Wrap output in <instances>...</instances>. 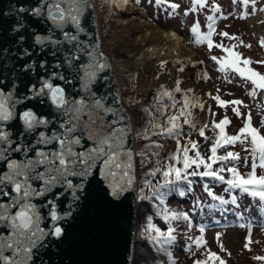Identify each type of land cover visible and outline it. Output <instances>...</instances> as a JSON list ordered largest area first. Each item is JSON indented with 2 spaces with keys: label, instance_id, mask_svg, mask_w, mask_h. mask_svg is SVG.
I'll use <instances>...</instances> for the list:
<instances>
[{
  "label": "snow or ice",
  "instance_id": "snow-or-ice-1",
  "mask_svg": "<svg viewBox=\"0 0 264 264\" xmlns=\"http://www.w3.org/2000/svg\"><path fill=\"white\" fill-rule=\"evenodd\" d=\"M122 2L127 3V0ZM166 2L167 0H155L158 6ZM234 2H240L247 8L250 0H234ZM251 4L255 12L256 0H251ZM194 5L193 11L195 8L205 7L206 0H194ZM169 6L179 8L175 3ZM86 7V0H41L33 8L16 9L17 12L26 13L28 16L41 17L51 24V34L47 36L34 34V42L45 54L48 48H51L54 57L63 54V65L75 70L76 78L81 81L80 91L85 95L69 97L61 83L54 84L52 79H45L41 71L48 73L49 68L54 67L56 71L48 74L55 81H66L65 75L61 72L63 65L59 58L53 65H49L47 60L41 58L37 71L39 83H31L28 88L31 97L25 95L23 99H37L40 103H44L46 99L52 106L53 115L51 117L37 115L31 108L22 111L19 119L23 123L24 132L32 135L33 140L20 143L5 130L7 122L16 117V105L19 100L11 91L5 92L0 88V162L4 165L3 170H0V226L6 229V232H0V264H30L34 254L39 247L44 246L45 241L61 240L65 236L62 222L74 218L75 208L81 207L82 201L88 199L86 193L90 194L89 188L92 183L98 181L103 185L101 193L105 198H119L135 183V157H145L141 159V164L147 162L145 152L135 153L129 146L125 117L120 114L119 108L113 106L119 103L118 99L110 102L106 97L97 95L91 88L98 74L108 65L104 62L103 53H94L91 47L80 39L79 33L83 32L81 17ZM212 10L218 12L219 7L213 5ZM259 10L264 11V8ZM244 15L246 17L247 12ZM215 20V15L207 16L206 35L201 33L197 21L191 29L196 36V44L207 41L210 49L214 46L212 36ZM68 25H71L75 31L65 30ZM23 28L24 25L20 22L16 28L19 32L18 41L25 40L21 31ZM57 30L61 33L62 40L55 37ZM221 35L229 36L226 32ZM260 44L264 46V39L260 40ZM65 46H67L66 50ZM215 47L222 48L227 53L221 58L212 57L219 64L220 72L226 73L231 70L242 79L250 81L254 86L250 92L252 97L257 96L258 89L264 90V74L250 67L252 63L250 59H242L239 53L233 51L235 46L226 47L218 44ZM30 49L31 45H27L19 50L21 56L27 58L20 65L26 75L30 73L35 63L32 61ZM81 56L87 57V60H81ZM164 63L162 62V66ZM258 63L264 64V61ZM174 91L182 94L179 82ZM165 97L170 104H165ZM212 98L218 101L220 107H227L228 104L237 106L233 111L238 117L242 116L239 111L242 101H224L218 95ZM178 103L180 107L176 110ZM190 104L191 101L186 95L182 101H177L172 91L165 90L159 93L157 100L159 120L154 123L150 121L153 129L151 135L174 139L177 148L166 159H157L155 167L146 173V177L155 178L157 174L162 177L156 185L152 184V179H145V188L152 190V197L149 199L155 198L162 205L166 190L170 191L180 183L187 184L191 190V185L194 183L191 177H199L226 184L227 192L239 189L264 201V175H257V168L264 169V134L252 125L250 113L236 135L226 133L225 126L231 123L227 116L215 123L214 128L219 130L218 136L211 144L210 155L206 156L199 150V144L191 139L186 144H181L184 135L183 125H192V122L185 118ZM199 107L203 108V105ZM169 108L176 111L168 114ZM214 115L216 114L213 113ZM182 118H184L183 124L180 122ZM155 119L153 117V120ZM140 135L150 141L146 148L152 145L162 146L157 141H151L147 131ZM199 135L205 140L208 139L203 128L200 129ZM237 142L245 145L244 150L251 156V171L243 175L236 166L240 158L238 153L227 151L226 154H218L219 149L229 145L234 146ZM249 144L250 148L247 147ZM17 153L22 156L13 155ZM152 155L158 157L159 153L153 152ZM244 159L247 166L248 156ZM216 163H219V167L214 168ZM225 172L230 173V178H225L223 175ZM204 187L213 199L219 200L222 204L228 202L216 196L207 184ZM145 188L140 190L141 199L145 198L143 195ZM180 194L185 195L183 191ZM43 209H47L46 215ZM46 217L51 221V225L47 228L41 226L45 223ZM164 218L169 219L167 210L164 211ZM181 218L185 221L189 220L187 214L172 212L171 219ZM205 230V225L200 224V233H204ZM155 231L158 235L150 238L161 247L175 240L172 227H168L166 232L158 228ZM220 235L217 234L218 240ZM191 239L192 237L189 236V240ZM203 239V236L195 239L197 248L202 246ZM251 242L249 234L245 245L249 250ZM221 248L223 250V245ZM188 250H192L191 244L188 245ZM205 256V259H198L194 264H217V262L226 264L215 252L207 251ZM254 259L264 264V256H256Z\"/></svg>",
  "mask_w": 264,
  "mask_h": 264
},
{
  "label": "rangeland",
  "instance_id": "rangeland-1",
  "mask_svg": "<svg viewBox=\"0 0 264 264\" xmlns=\"http://www.w3.org/2000/svg\"><path fill=\"white\" fill-rule=\"evenodd\" d=\"M92 1L98 14L100 41L104 51L126 63L121 69L114 66L113 71H117L122 78L119 90L123 103L130 113L136 114L137 153L145 152L147 156V162L144 164H141L140 161L145 157L137 156L138 197L142 205V210L138 215L137 242L148 244L153 252L147 250L139 253L133 264H194V261L198 259H205L207 251L217 253L226 264H262L254 257L264 256V201L248 193L227 192L225 191L226 184L210 178L195 177L192 178L194 183L191 185V190L185 188V197L179 198L174 194H169L166 197L165 192L164 203L161 205L155 198L149 199L152 197V190L145 188V180L143 181L141 176L149 168L155 167L157 159H166L177 148L174 139L151 135L153 129L150 126V121L154 123L159 120L157 100L161 91H172L177 101H182L184 95L191 101L185 118L191 121L194 127L189 124L183 125L184 135L181 138V144H186L191 139L199 144L201 153L207 151L210 155L211 144L219 132L214 128V124L220 122L225 116L231 121L229 125L225 126L228 135H236L239 132L249 113L252 125L264 134V90L258 89L257 96L252 97L250 92L254 86L250 81L242 79L231 70L226 73L220 72L219 64L212 59L213 56L221 58L227 55L222 48L215 47V45L235 46L233 51L239 53L242 59H250L252 61L250 67L264 74V64L258 63L264 61V46L260 44V40L264 39V16L259 13V9L264 8V0H256L255 12L251 0L247 8L234 0H206V6L195 8V11L192 10L195 6L194 0H167L165 4L159 6L155 4V0H151V2L150 0H139V2L127 0V3L122 0ZM131 2L137 7L143 8L145 13L142 16L150 22L162 26L173 25L183 31L186 35V42L196 54L192 57L181 56L183 57L182 61L181 59L177 60V63L180 62L177 66L169 64L165 60L163 66L161 62L157 63L156 67H147L146 59L140 63L141 65L136 66L131 60L134 56L128 55L129 50H135L136 57L148 47V44L146 42L136 43L133 39L137 33L136 29L134 34H131L128 32L131 26L121 25L116 21V16L126 17L130 14L128 5ZM172 3L178 4L179 8H171L169 5ZM213 5L219 7L218 12H213ZM210 12L216 17V20L213 21L212 40L214 46L211 49L207 46V41L196 44L192 40L195 34L191 32L198 21L201 33L206 35L207 16L210 15ZM245 12H247L246 17ZM140 31L138 30V32ZM225 32L229 34L228 37L221 35ZM177 82H179L182 94L174 91ZM217 95L224 101H242L243 104L239 106L242 116L238 117L233 111L234 107H237L235 105L228 104L227 107H220L218 101L212 98ZM206 100L207 105L205 104ZM165 104H170L166 97ZM201 104L203 108L199 107ZM179 107L178 103L176 110ZM176 110L169 108L168 114H172ZM213 113L216 115L213 116ZM153 117L156 119L153 120ZM183 119L180 121L181 124H183ZM201 128L204 129L205 135L208 137L207 140L199 135ZM145 131L150 135L151 141H157L162 146L146 148L150 141L143 139L140 135ZM247 147L250 148V144ZM244 149L245 145L237 142L234 146L229 145L219 149L218 154L223 155L227 151L238 153L240 158L236 166L239 173L243 175L251 171V156ZM153 152H158L159 156H153ZM246 156H248L247 166H245L244 159ZM217 164L219 165V163ZM258 171L264 175V169L258 168ZM223 175L226 179L230 178V173L225 172ZM148 179H152V184L156 185L157 181L162 180V177L157 174L155 178L148 177ZM205 184L216 196L227 200L228 204H222L219 200L209 196L205 190ZM141 188H145L144 199H141ZM233 197H235V202H233ZM165 210L169 216L168 220L164 218ZM156 211H159V214L156 215ZM172 212L187 214L189 220L171 219ZM203 219H205L204 222H202ZM150 224H155L158 229L164 232L167 230L166 226L172 227L175 240L163 247L155 244L150 237L158 235V233L146 230ZM200 224L205 225L204 233L199 231ZM218 233L221 234L219 240L217 239ZM249 234L252 241L249 246L250 250L245 246ZM189 236L192 237L191 240H189ZM200 236H203L204 239L202 246L197 248L195 239ZM189 244H191V251L188 250ZM221 245H223V250Z\"/></svg>",
  "mask_w": 264,
  "mask_h": 264
},
{
  "label": "water",
  "instance_id": "water-1",
  "mask_svg": "<svg viewBox=\"0 0 264 264\" xmlns=\"http://www.w3.org/2000/svg\"><path fill=\"white\" fill-rule=\"evenodd\" d=\"M41 0H0V88L5 92L11 91L19 102L16 105V117L7 122L5 130L9 131L14 140L20 143H27L33 140L32 135L24 132L23 123L19 119L22 111L31 108L37 115L51 117L53 109L51 104L45 99L44 103L37 99L23 97L31 93L28 88L31 83H39L37 71L39 62L47 60L49 65H53L59 58L63 65L62 53L57 57L52 55L51 48L46 49V54L40 51V46L34 42V34L47 36L51 34V24L41 17L28 16L26 13L16 11L18 7L26 9L38 5ZM87 7L81 17V27L83 32L79 33L80 39L91 47L94 53H103L104 62L108 67L93 81L91 88L97 95L106 97L110 102L118 99L119 103L114 104L120 109V114L125 117L124 123L128 129L129 146L137 153L135 128L132 127L129 117L130 110L123 103L116 79L113 75L112 65L101 45L99 30L92 7L86 0ZM22 22L24 28L21 29L25 36L24 41H18L19 32L17 25ZM67 31H75L71 25L66 27ZM55 37L63 39L59 30ZM31 45L32 61L34 67L29 74H25L20 67L26 57L21 56L20 49ZM67 46H65L66 50ZM19 57V59H17ZM81 60L86 61L87 57L81 56ZM56 71L54 67L49 68L48 73ZM61 72L66 77V81L58 82L43 71L41 75L45 79H52L53 83H61L66 89L69 97L74 95H85L80 91L81 81L76 78L73 68L63 65ZM68 81H71L70 83ZM106 94H108L106 96ZM111 119V117H108ZM25 136L27 139H25ZM20 157L22 154H13ZM137 156L135 157V183L131 189L121 194L119 198H105L101 193V185L98 181L92 183L89 188L88 199L82 201L81 207L75 208L74 218H69L62 222L65 229V236L61 240L49 239L45 241L43 247H39L34 254V259L30 264H129L131 243L134 238V211L139 188V173L137 171ZM4 165L0 162V170ZM106 183V182H105ZM45 215L47 209L42 210ZM59 211V208H58ZM51 225L50 218L46 217L45 223L41 226L47 228ZM0 232H6L0 226Z\"/></svg>",
  "mask_w": 264,
  "mask_h": 264
},
{
  "label": "bare ground",
  "instance_id": "bare-ground-1",
  "mask_svg": "<svg viewBox=\"0 0 264 264\" xmlns=\"http://www.w3.org/2000/svg\"><path fill=\"white\" fill-rule=\"evenodd\" d=\"M88 2L90 3L92 7L94 19L96 22V27H97V30H99V19H98V14L95 10V5L93 4L92 0H88ZM128 12L130 14L126 17L116 16V21L121 25L131 26L128 29V32L131 34L132 33L134 34L135 29H136L137 33L133 36V39L136 43L146 42L148 44V47L144 49L142 53L136 57H135V54L137 52H135V50L133 49L129 50L128 55L130 57L134 56V58H132L131 60L132 62L135 63L136 66L142 63L144 59H146L147 67H156L157 63H161L165 60L167 61V63L177 66V64H180V62L177 63V60L180 61L181 59L182 61L183 57L181 56L185 55V56L192 57L193 55L196 54V52L192 49V47L189 46L188 43L186 42L185 33L181 31L178 27L175 26V27H170V28H164V27H160L159 25L150 22L148 19L142 16V14L145 13L143 8L137 7L133 2H131L128 5ZM259 13L260 15L264 16L263 11H259ZM138 30H141V31L138 32ZM99 36H100V31H99ZM105 53L107 54V57L111 62L112 70L114 66H118L120 67V69L125 66L126 63L123 60H118L116 59L114 55L108 54L107 52ZM112 72H113L114 78L116 79V83L119 89L122 83V78L117 71L114 70ZM119 93H120V90H119ZM205 104L207 105V100ZM129 117L131 120L132 127L135 128V124L137 121L136 114L134 112H131V113L129 112ZM137 171H138V168H137ZM137 187L138 185H136V192H138ZM138 195H139V192H138ZM138 195H137V201L135 204V211H134V223H135L134 224L135 225L134 226V238L131 243L129 264L134 263V260L139 253L145 252L147 250H149V252L151 251V249L146 243L140 244L137 242L138 241L137 240L138 215H139V212H141L142 210V205L139 202Z\"/></svg>",
  "mask_w": 264,
  "mask_h": 264
},
{
  "label": "trees",
  "instance_id": "trees-1",
  "mask_svg": "<svg viewBox=\"0 0 264 264\" xmlns=\"http://www.w3.org/2000/svg\"><path fill=\"white\" fill-rule=\"evenodd\" d=\"M157 25H159V24H157ZM159 26H162V25H159ZM162 27H164V28H170V27H175V26H173V25H168V26H162ZM167 138V137H166ZM168 139V138H167ZM151 147H156L155 145H152ZM191 154H194V153H191ZM202 155H208V153H207V151H205V152H202ZM216 167H219V165L216 163V164H214V168H216ZM149 170H151L150 168H149ZM149 170H147L145 173H143L142 174V176H141V178H142V180L144 181L146 178H148V177H146V173L149 171ZM201 170H203V169H201ZM192 178H195V177H191V179ZM185 188L187 189V188H189V186L187 185V184H185V183H180L179 185H176V186H174L170 191H172V190H174L173 192H170V191H167L166 190V197L169 195V194H174V195H177L179 198H182V197H185L186 195H183V196H181V192L183 191V192H185ZM169 192V193H168ZM168 193V194H167ZM151 200H153V199H151ZM156 201H158V200H156ZM159 202V201H158ZM213 203V202H212ZM220 203V202H219ZM157 214H159V211H156V215ZM150 225L152 226V227H150ZM149 226H147V229L146 230H149V232H152V231H154L155 233H157L156 231H155V229L157 228V226L155 225V224H150ZM168 227H170V226H166V229H168ZM167 231V230H166ZM150 244H152L151 242H149ZM156 244V243H155ZM148 245V244H147ZM149 246V245H148ZM150 247V246H149ZM150 249L152 250V248L150 247ZM152 252H153V250H152ZM170 261H171V259H170Z\"/></svg>",
  "mask_w": 264,
  "mask_h": 264
}]
</instances>
